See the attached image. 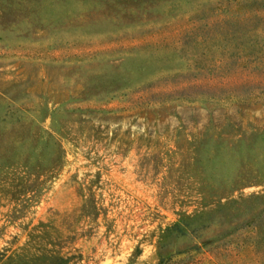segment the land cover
<instances>
[{
    "label": "rangeland",
    "instance_id": "rangeland-1",
    "mask_svg": "<svg viewBox=\"0 0 264 264\" xmlns=\"http://www.w3.org/2000/svg\"><path fill=\"white\" fill-rule=\"evenodd\" d=\"M0 264H264V0H0Z\"/></svg>",
    "mask_w": 264,
    "mask_h": 264
}]
</instances>
